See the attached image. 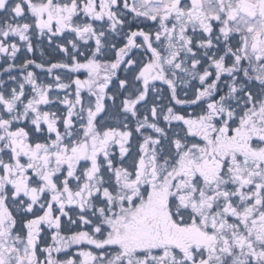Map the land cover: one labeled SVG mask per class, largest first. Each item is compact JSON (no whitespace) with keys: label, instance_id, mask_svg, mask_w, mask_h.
I'll return each mask as SVG.
<instances>
[{"label":"flooded vegetation","instance_id":"1","mask_svg":"<svg viewBox=\"0 0 264 264\" xmlns=\"http://www.w3.org/2000/svg\"><path fill=\"white\" fill-rule=\"evenodd\" d=\"M0 264H264V0H0Z\"/></svg>","mask_w":264,"mask_h":264}]
</instances>
